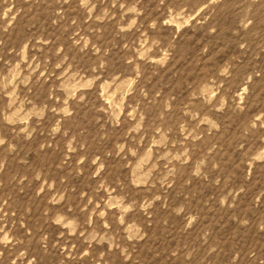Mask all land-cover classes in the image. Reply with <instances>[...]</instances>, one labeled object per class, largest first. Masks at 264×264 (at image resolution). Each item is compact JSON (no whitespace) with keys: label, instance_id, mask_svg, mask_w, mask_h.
Masks as SVG:
<instances>
[{"label":"rangeland","instance_id":"rangeland-1","mask_svg":"<svg viewBox=\"0 0 264 264\" xmlns=\"http://www.w3.org/2000/svg\"><path fill=\"white\" fill-rule=\"evenodd\" d=\"M0 264H264V0H0Z\"/></svg>","mask_w":264,"mask_h":264}]
</instances>
